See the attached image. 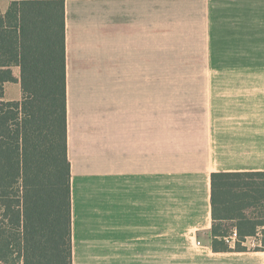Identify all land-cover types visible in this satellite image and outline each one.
Instances as JSON below:
<instances>
[{
	"label": "crops",
	"instance_id": "crops-1",
	"mask_svg": "<svg viewBox=\"0 0 264 264\" xmlns=\"http://www.w3.org/2000/svg\"><path fill=\"white\" fill-rule=\"evenodd\" d=\"M213 14L218 89H162ZM63 24L72 264H264L211 249L210 203L212 172H264V0H64Z\"/></svg>",
	"mask_w": 264,
	"mask_h": 264
},
{
	"label": "trees",
	"instance_id": "trees-1",
	"mask_svg": "<svg viewBox=\"0 0 264 264\" xmlns=\"http://www.w3.org/2000/svg\"><path fill=\"white\" fill-rule=\"evenodd\" d=\"M9 2L0 12V209L15 234L0 227V264H72L64 0ZM11 65L20 100L3 99ZM210 187L211 249L246 251V236L264 225L247 214L264 206V172H212Z\"/></svg>",
	"mask_w": 264,
	"mask_h": 264
},
{
	"label": "rangeland",
	"instance_id": "rangeland-1",
	"mask_svg": "<svg viewBox=\"0 0 264 264\" xmlns=\"http://www.w3.org/2000/svg\"><path fill=\"white\" fill-rule=\"evenodd\" d=\"M211 27L210 31L200 33V36L206 37L203 41H209L210 45L163 47L162 89H218L216 14L212 15ZM190 36L196 37V32H190ZM171 57H176L175 63L166 61ZM184 59H189V61L186 62ZM253 81L257 89H264V77ZM3 214L1 208V230H5L7 233L13 231L15 234L12 225L8 223L7 217ZM249 214L264 219V206L255 209L253 212L250 210ZM261 239H264V230H261L260 235H257L256 238L246 237L244 242L247 241V246L253 249L260 245ZM19 263H21L20 259L17 258L16 264Z\"/></svg>",
	"mask_w": 264,
	"mask_h": 264
},
{
	"label": "built area",
	"instance_id": "built-area-1",
	"mask_svg": "<svg viewBox=\"0 0 264 264\" xmlns=\"http://www.w3.org/2000/svg\"><path fill=\"white\" fill-rule=\"evenodd\" d=\"M236 237H237V232L235 229H232L231 232L229 233V236L226 238V240L233 241L234 239H236ZM197 244H199L198 241H197Z\"/></svg>",
	"mask_w": 264,
	"mask_h": 264
}]
</instances>
